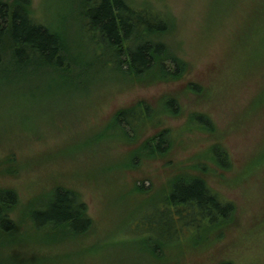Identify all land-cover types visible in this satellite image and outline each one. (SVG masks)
<instances>
[{
	"label": "rangeland",
	"instance_id": "1",
	"mask_svg": "<svg viewBox=\"0 0 264 264\" xmlns=\"http://www.w3.org/2000/svg\"><path fill=\"white\" fill-rule=\"evenodd\" d=\"M130 1L167 12L172 26L164 39L173 54L188 61L190 70L183 79L143 86L100 69L103 65L97 64L93 50L100 36L92 39L85 30L84 0H30L34 18L59 34L67 62L86 63L84 70L74 67L73 74L41 67L22 75L12 72L11 77L0 74V186L13 187L20 196L10 216L16 222L14 242L0 241V264H126L134 252L131 247L144 248V241L136 242L135 236L151 234L122 232L140 200L148 196L147 190L136 187L156 191L179 173L198 172L233 200L243 221L240 232L264 212V39H258L264 32L238 48V34L226 37L230 18L221 11L226 8L222 0ZM237 15L241 28L243 12ZM2 56L15 67L11 54ZM91 62L95 67L86 73ZM190 82L205 89L185 92ZM168 93L186 105L181 106L182 114L163 117L165 123H152L149 129L144 123L138 129L140 138H132L136 132L121 136L111 126L121 107L140 99L157 105ZM189 110L209 114L214 127H190ZM163 127L173 135L167 159L137 157L144 139ZM215 145L228 149L229 168L211 157ZM8 158L13 160L5 163ZM58 183L74 189L86 204L92 219L87 232L47 234L32 227L27 207ZM145 208L139 212L143 217L151 213ZM241 237L214 240L211 249L188 244L162 249L161 258L143 248L138 254L158 264H215L224 255L248 262L247 251L254 253L263 243ZM123 238L129 240L118 243Z\"/></svg>",
	"mask_w": 264,
	"mask_h": 264
},
{
	"label": "trees",
	"instance_id": "2",
	"mask_svg": "<svg viewBox=\"0 0 264 264\" xmlns=\"http://www.w3.org/2000/svg\"><path fill=\"white\" fill-rule=\"evenodd\" d=\"M222 1L226 8L221 11L223 13L225 11L228 20L230 18L226 37L231 40L238 34L239 39H236L238 48L249 45L252 39L260 36V33L263 35L264 0ZM240 11L243 12L241 28L235 22V17H238L237 13ZM82 13L87 34L90 33L92 39L100 36V40H95L97 48L96 44L93 47L97 64L103 65L99 66L100 69H111L125 81L138 82L143 86L173 83L183 79L189 72L188 61L178 56L176 51L173 54L170 48L171 43L164 39L172 26V20L168 18L164 10L130 0H84ZM260 30L262 31L259 32ZM59 38L57 32L34 18L30 11V0H0L1 76L11 77L12 72L22 75V72L28 73L32 68L39 67L48 68L52 73H75L74 67L77 65L74 63L76 66H73L67 62L62 54ZM258 39H264V37L261 36ZM6 52L11 54L14 68L10 67L8 61L3 60L2 53ZM82 60L77 67L84 70L83 65L86 62L83 63ZM253 62H255L254 59ZM256 62H258L257 59ZM253 66L254 63H252ZM92 67H95L93 62L90 63V67H87L86 73ZM204 89V85L190 82L185 87V92L192 91L196 94ZM181 106L182 102L178 97L169 93L161 96L157 105L140 99L131 106L118 109L113 114L114 121L111 126L118 129L121 136L126 137L136 132L132 138L138 136L140 138L141 131L138 133V129L143 127L144 123L148 126L147 129L152 123H156L157 126L165 123L166 119L164 120L163 117L173 118L182 114ZM189 115L190 127L191 125L199 126L208 131L214 127V121L209 114L194 113L191 110ZM156 119L157 121H154ZM126 126H129L132 132H129ZM172 138V132L168 127L161 128L144 139L137 157L167 159L171 151ZM210 154L223 167L229 168L231 158L228 149L215 145L210 149ZM11 160L13 159H4V162ZM4 162L3 165H5ZM166 183L164 187H161L162 189L159 188L156 191H152V187L145 189L143 185L136 187L137 191L147 190L148 196L140 200L134 214L122 228V232L127 229L129 233L139 235L146 231L151 233L147 236H135L136 242L144 241V248H142L145 252L161 258L158 255L162 249L184 244L201 245L211 249L214 247V240L226 241L237 234L240 238L243 235L244 239L248 236V240L251 238L252 241L262 242L263 245L254 253L247 251L245 258L248 262L242 259L237 262V258L224 255L215 264H264V212L260 213L261 218L254 220L243 233L240 231L244 226L238 227L243 221L237 216L238 209L234 201L222 195L198 172L176 174ZM32 202V205L27 207L26 214L32 227L37 231L50 234L69 230L74 232L72 231L74 229L85 233L91 226L92 219L88 216L87 206L81 200V196L74 189L62 184H56L53 189L38 195ZM19 203L20 196L15 188L0 186L2 245L14 242L12 238L16 232V222L10 216ZM144 205L147 207L145 208ZM149 205L153 207L150 208ZM144 208L151 212L146 217L139 213ZM152 209H156V212ZM152 213L154 214L151 215ZM125 240L129 239H120L118 243ZM130 241L134 243L133 240ZM142 248L138 250L136 247H131L134 252L137 251V254L133 252V256L129 255L126 264H158L147 259L146 254L139 256V252L143 253ZM257 255L261 259H258Z\"/></svg>",
	"mask_w": 264,
	"mask_h": 264
}]
</instances>
